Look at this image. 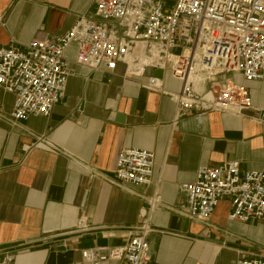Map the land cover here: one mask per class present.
<instances>
[{
	"label": "crops",
	"instance_id": "0c3cea01",
	"mask_svg": "<svg viewBox=\"0 0 264 264\" xmlns=\"http://www.w3.org/2000/svg\"><path fill=\"white\" fill-rule=\"evenodd\" d=\"M91 6L0 0V45L28 44L38 31L61 35ZM66 55L75 75L48 117L13 123L15 97L0 90V250L14 251L15 264H87L83 249L122 246L147 218L151 264H237L241 256H264V223L229 221L227 198L210 224L192 220L181 214L186 197L179 189L201 166L239 160L241 171L264 170L258 113L190 111L176 119L172 95L181 82L169 70L161 76L166 91L155 92L143 86L152 71L128 75L124 63L112 74L93 71L75 63V45ZM243 83L253 104L264 106V80ZM124 146L154 153L151 185L111 183Z\"/></svg>",
	"mask_w": 264,
	"mask_h": 264
},
{
	"label": "built area",
	"instance_id": "2783aa9c",
	"mask_svg": "<svg viewBox=\"0 0 264 264\" xmlns=\"http://www.w3.org/2000/svg\"><path fill=\"white\" fill-rule=\"evenodd\" d=\"M90 1L89 11L61 35L38 31L28 44L0 45V90L15 97L13 123L48 117L64 98L75 75L66 55L72 45L75 63L93 71L112 74L119 63L127 66L128 75L152 71L143 82L150 91H166L154 72L169 70L181 82L172 95L176 119L190 111L202 117L253 109L264 123V106L253 104L243 83L264 80V0ZM145 58L140 72L131 70ZM154 161L153 152L124 146L111 183L125 189L151 185ZM240 165L233 160L199 167L193 181L179 185L186 197L181 214L210 224L217 205L227 198L229 221L264 223V170L241 171ZM152 230L146 218L130 229L124 245L91 246L81 251L82 259L87 264H151ZM0 264H15L14 251L0 250ZM237 264H264V256H241Z\"/></svg>",
	"mask_w": 264,
	"mask_h": 264
},
{
	"label": "bare ground",
	"instance_id": "6f19581e",
	"mask_svg": "<svg viewBox=\"0 0 264 264\" xmlns=\"http://www.w3.org/2000/svg\"><path fill=\"white\" fill-rule=\"evenodd\" d=\"M147 62H148V61H147L146 58H145L141 63H139V64L136 65V66H133V67L131 68V70H133L134 72H140L141 69H142V67L144 66V64L147 63ZM175 93H177V92H175Z\"/></svg>",
	"mask_w": 264,
	"mask_h": 264
},
{
	"label": "water",
	"instance_id": "95a60500",
	"mask_svg": "<svg viewBox=\"0 0 264 264\" xmlns=\"http://www.w3.org/2000/svg\"><path fill=\"white\" fill-rule=\"evenodd\" d=\"M162 73H163V71L161 69L155 70V76H157V77H161L162 76Z\"/></svg>",
	"mask_w": 264,
	"mask_h": 264
},
{
	"label": "rangeland",
	"instance_id": "374dc122",
	"mask_svg": "<svg viewBox=\"0 0 264 264\" xmlns=\"http://www.w3.org/2000/svg\"><path fill=\"white\" fill-rule=\"evenodd\" d=\"M179 52H182L181 50H178Z\"/></svg>",
	"mask_w": 264,
	"mask_h": 264
}]
</instances>
